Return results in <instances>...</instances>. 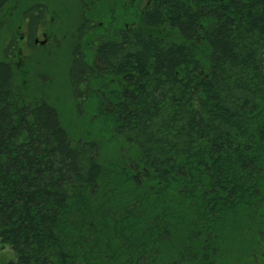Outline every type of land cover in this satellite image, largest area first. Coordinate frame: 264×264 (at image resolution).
Instances as JSON below:
<instances>
[{"label":"trees","instance_id":"trees-1","mask_svg":"<svg viewBox=\"0 0 264 264\" xmlns=\"http://www.w3.org/2000/svg\"><path fill=\"white\" fill-rule=\"evenodd\" d=\"M76 1L69 102L0 58V264H264V0Z\"/></svg>","mask_w":264,"mask_h":264},{"label":"rangeland","instance_id":"rangeland-1","mask_svg":"<svg viewBox=\"0 0 264 264\" xmlns=\"http://www.w3.org/2000/svg\"><path fill=\"white\" fill-rule=\"evenodd\" d=\"M137 1V5L144 4L147 0H135ZM134 1V2H135ZM31 3H43L44 4V13L47 16V21L44 25L38 24L35 35H37V30L40 28L39 32H42L43 27L47 31L48 41L28 49L26 46L24 48V54L22 57H18V59L14 56L13 60L15 64L23 69V80H29V83H34L36 79L38 80V85L44 87V90L51 94V97L61 98L65 102H69V96L72 91V84H66L65 80L73 79V72L70 73V67L74 64V57L72 46L81 43V47L84 50V55L86 54L88 57H92V61L96 60L95 54L97 50L96 46V38L90 37L96 31H100L101 26H98L99 23L95 24V31L88 35L84 40L79 41L76 38H71L69 33L70 25L74 24V22L79 20L78 17L75 16V8H77L76 0H29ZM25 19L29 22L28 16H25ZM21 23L24 21H20ZM3 26L1 27L0 38L3 34V43H6L7 40L11 39L10 29L6 32L8 22H3ZM42 25V26H41ZM41 26V27H40ZM60 26L61 30H58ZM14 30V26L11 27ZM169 30V29H168ZM171 30V29H170ZM170 33H163L161 30H155L154 33L163 38L171 39L172 37H176L175 31L171 30ZM21 29L19 28L17 33L20 35ZM39 33V34H40ZM73 39L74 43L71 42ZM17 42H19V38H17ZM91 43L90 45H88ZM1 45V42H0ZM23 46V45H22ZM17 50H19L17 48ZM5 53V50H4ZM28 56H26V55ZM0 58H8L7 55H3V52L0 51ZM12 59V58H11ZM13 61V62H14ZM32 61V64L30 63ZM98 61V60H97ZM31 79H35L34 82ZM62 102L60 100H57ZM15 259V254L13 249L8 244L0 245V262L6 263L10 260Z\"/></svg>","mask_w":264,"mask_h":264},{"label":"flooded vegetation","instance_id":"flooded-vegetation-1","mask_svg":"<svg viewBox=\"0 0 264 264\" xmlns=\"http://www.w3.org/2000/svg\"><path fill=\"white\" fill-rule=\"evenodd\" d=\"M120 26L124 27L125 24H124V26L123 25H120ZM21 27L23 28V26H21ZM108 27H109L108 25L105 26V28H108ZM43 30H45V27L42 29V32L40 34H38L36 37H32L31 34L29 33V26L25 25L24 28L22 29V31L20 32V35H18L19 36V42H17V40L16 41H10L9 40L8 45H10L12 61H14L13 60L14 56L17 59H18V57H20V58L22 57V54H24V50H25L24 48H26V46L29 47L28 49H31V48L39 45L40 43L47 42L48 37H50V36L47 35L48 34L47 31H43ZM101 37H98V39L95 42L97 48L100 45ZM16 42H17V44H15ZM90 44L91 43H89L88 45H90ZM17 48L19 50H17ZM26 56H28V55H26ZM94 57H96V60L92 61V57H88L85 54V60L89 64L90 70L92 71L91 72L92 76L90 78V79H92V81L97 77L99 78L101 75L103 76V71H102L103 70V68H102L103 67V61L99 56H97V50H96V54ZM86 78H87V76H86ZM106 78L108 80L107 82L109 83V85H115V84L118 85V83H120L122 86H125V84H126L125 81L123 80L124 79L123 77H116L114 75H106ZM83 87H84V85H83Z\"/></svg>","mask_w":264,"mask_h":264}]
</instances>
